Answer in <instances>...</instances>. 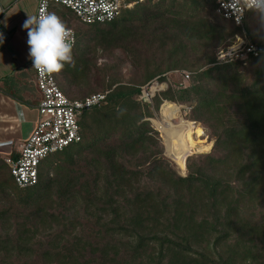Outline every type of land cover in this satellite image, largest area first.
Segmentation results:
<instances>
[{
    "label": "trees",
    "instance_id": "obj_1",
    "mask_svg": "<svg viewBox=\"0 0 264 264\" xmlns=\"http://www.w3.org/2000/svg\"><path fill=\"white\" fill-rule=\"evenodd\" d=\"M165 1L183 5L167 13ZM215 9L214 0H161L90 26L57 15L77 39L74 63L53 73L58 87L73 101L107 96L81 117V143L46 160L35 187L20 189L0 161V264H264V54L219 65L215 49L239 28L210 22ZM98 47L142 61L141 80L83 89L99 80ZM259 64L245 82L242 66ZM183 69L187 84L167 82ZM154 82L167 89L151 106L143 89ZM166 103L191 105L187 121L213 125L212 151L189 159L186 177L149 124L151 107Z\"/></svg>",
    "mask_w": 264,
    "mask_h": 264
},
{
    "label": "built area",
    "instance_id": "obj_2",
    "mask_svg": "<svg viewBox=\"0 0 264 264\" xmlns=\"http://www.w3.org/2000/svg\"><path fill=\"white\" fill-rule=\"evenodd\" d=\"M158 0H40L36 15L41 13H53L52 7L61 6L69 10L76 20L86 26L103 25L118 19L124 10ZM215 13L225 20L232 21L238 28H242L243 18L237 23L234 14L232 0H214ZM74 34V49L76 45V32ZM237 40L218 54L219 63L232 62L238 59H246L249 56L259 57L264 54V47L247 41L244 37ZM35 85L40 93L38 101L37 121L28 140L20 147V153L16 158H6L3 162L10 170L11 176L20 189L35 187L39 182V173L42 165L50 157L61 153L71 146L81 143L80 119L84 112L99 106L106 99V94L93 95L85 100L73 101L67 98L57 85L54 74L41 75L35 68ZM181 78L179 84H187L190 74L187 72H175ZM165 87L157 82L145 87L144 100L151 102L156 92L165 91Z\"/></svg>",
    "mask_w": 264,
    "mask_h": 264
},
{
    "label": "crops",
    "instance_id": "obj_3",
    "mask_svg": "<svg viewBox=\"0 0 264 264\" xmlns=\"http://www.w3.org/2000/svg\"><path fill=\"white\" fill-rule=\"evenodd\" d=\"M40 0H0V161L16 158L37 121L40 93L28 58L27 30Z\"/></svg>",
    "mask_w": 264,
    "mask_h": 264
},
{
    "label": "rangeland",
    "instance_id": "obj_4",
    "mask_svg": "<svg viewBox=\"0 0 264 264\" xmlns=\"http://www.w3.org/2000/svg\"><path fill=\"white\" fill-rule=\"evenodd\" d=\"M151 3H152V5H159V4H161V0L153 1ZM164 5H165L166 12L173 14V13H179L178 10L181 8L183 3L177 2L174 5L170 1H165ZM134 7H132L130 10L134 9ZM52 11L56 15H58L59 13H62L63 15H67L70 17L73 16V14L69 10H67L61 6L52 7ZM206 16L209 19V21L212 22L213 24H217L219 26H222L223 23H221L220 18L218 17V15L215 12L210 13L207 11ZM74 25L77 26L78 24L75 22ZM229 28H230V25H229ZM256 29H257L256 21L254 19L253 14H250L246 18V24L244 22L243 27L238 29L239 34L237 37L242 36L247 41L252 42V43L254 41H261L262 43H264V36L258 37L255 34ZM93 35H94V33H93ZM236 38L234 39L235 41L237 40ZM230 40L231 39H229L226 43L230 42ZM94 44H95V40L93 39L92 42L90 43V49L94 48ZM225 44H222L219 48L215 49L214 54L216 56H218L220 51H222L226 48ZM104 46H105V48L109 47V45H107L106 43L104 44ZM139 47H141V46L139 45ZM139 47H137V48L139 49ZM98 48L95 50L94 55L91 53V58L95 59L94 68L96 70H99V73H96V71L94 72V75H93L95 77L94 79L98 78L100 81L96 80L92 84L84 86L83 89H88L89 87L94 89V87H92V85L94 86L95 85L94 83H97V82H99V84L101 82V85H105V84H107L108 81H110V79H116V80L120 81L121 83L138 82L139 80H141L140 78L143 76L142 74L144 73V72L142 73V66H143L142 61L135 60V58L131 57L129 54L125 53L120 48L113 49L111 47V48L104 49V50H102V48H99V49ZM198 57L199 56H196V55H195V59L193 57L194 62L198 59ZM156 61L158 62V60H156ZM245 61H247V59L244 58V59H238V60H235V61H232L229 63H236V62L239 63V62H245ZM217 63H219L218 60H217ZM225 64H228V63H223V64H219V65H225ZM259 66H260V64L253 67V68H251L249 66L248 67L242 66V68H243L242 73H243L245 82L253 81L254 69H257ZM208 67L209 66H205L202 70H205ZM150 71H152V70H150ZM182 71L189 73L190 77H191L192 71L190 69H183ZM98 75H99V77H98ZM168 78H169V82L172 84H174L176 82L180 83V81H181L180 76L176 73H174L170 76H167V82H168ZM164 84H166V83H163L161 85H163L165 87ZM150 86H151V84L149 86H146V87H150ZM143 102H144V100H143ZM144 103H149L152 106V101L150 102L149 100H147V102H144ZM175 105L180 110V114H179L180 118L184 119L185 121H186V117L193 114V110H192L191 105L190 106L186 105V106H182V107L178 104H175ZM151 111L153 113V118L149 119V122H150L149 124L154 129V131H156V133H157V138L159 141V147L162 149V152H163V158L165 159V161L169 164V166L175 171V173L178 176L186 177L187 176L186 162L193 157L197 158L201 155L209 154L212 151V147L214 144L213 128H212L213 125L212 124L204 125L203 123H199L200 125H197L195 123L194 130L189 137V144H190L191 149H192V154H190L188 156V158L186 159L185 167H184L185 172L183 173V172H181L179 166L171 158H169V156L167 154V148H166L167 146H166V142H165V136L161 130L162 125L165 124V122L162 118V115H161L162 107H161V109H159V111H156L153 107H151ZM173 124L177 125L178 120L173 121ZM55 158H56V156L54 155V156L50 157L49 159H50V161H53ZM0 233H1V228H0Z\"/></svg>",
    "mask_w": 264,
    "mask_h": 264
},
{
    "label": "clouds",
    "instance_id": "obj_5",
    "mask_svg": "<svg viewBox=\"0 0 264 264\" xmlns=\"http://www.w3.org/2000/svg\"><path fill=\"white\" fill-rule=\"evenodd\" d=\"M237 23L251 12L257 24L255 34L264 36V0H232ZM22 27L27 30L28 58L41 75L59 73L65 64H73V32L55 13L29 15ZM0 33V44H3Z\"/></svg>",
    "mask_w": 264,
    "mask_h": 264
},
{
    "label": "bare ground",
    "instance_id": "obj_6",
    "mask_svg": "<svg viewBox=\"0 0 264 264\" xmlns=\"http://www.w3.org/2000/svg\"><path fill=\"white\" fill-rule=\"evenodd\" d=\"M179 108L172 103H166L162 106V118L165 124L161 130L165 136L167 154L180 168L181 172H185V162L192 149L189 144V137L194 130L195 123L185 121L180 118ZM178 120V124L174 125L173 121Z\"/></svg>",
    "mask_w": 264,
    "mask_h": 264
},
{
    "label": "water",
    "instance_id": "obj_7",
    "mask_svg": "<svg viewBox=\"0 0 264 264\" xmlns=\"http://www.w3.org/2000/svg\"><path fill=\"white\" fill-rule=\"evenodd\" d=\"M144 102H147V100L145 99Z\"/></svg>",
    "mask_w": 264,
    "mask_h": 264
}]
</instances>
